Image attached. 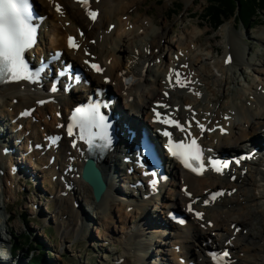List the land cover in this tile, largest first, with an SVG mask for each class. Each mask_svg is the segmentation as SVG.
I'll use <instances>...</instances> for the list:
<instances>
[{
	"label": "bare ground",
	"instance_id": "bare-ground-1",
	"mask_svg": "<svg viewBox=\"0 0 264 264\" xmlns=\"http://www.w3.org/2000/svg\"><path fill=\"white\" fill-rule=\"evenodd\" d=\"M36 1L40 11L47 15L41 30L46 33L45 35H49L48 28L51 31L49 41L44 35L40 34V43L47 44L48 50L63 48V57L72 59L80 67H83L82 59L99 62L102 65V74L90 73L91 78L96 79L98 82H101L105 76L111 79L109 91L117 95L123 104L121 108L115 104L117 108L127 109L128 113H132L137 117L141 111L149 115V108L153 107L156 102H164V106L158 108L166 113L172 112L176 116L183 115L189 118L196 117L208 123L211 134L204 136V143L207 146L214 147L219 152H228L233 150L232 147H237L240 150L245 147L250 150L264 141V138H261L262 135H258L261 130H264V48L257 49L255 56L247 59L245 57V47H242L239 40H236L237 38L231 33L233 23H230L228 27L230 39L228 49L224 53L226 58L223 57L224 63L229 69H233L232 67L240 63H246L256 74V78L248 82V75H244L248 84L246 90L243 89L244 87H224L220 95L213 92L215 101L221 96L230 94V102L214 103V100H209L211 105H205L195 98V95L200 97L203 94L202 98H204L207 92L202 87L205 77L203 73L198 72L193 67L194 64L199 65V63H195L196 60L190 57L189 51L191 45L202 46L205 38L209 44L208 48L214 51V48H216L213 41L214 36L205 37L207 29L201 33L205 38L194 31L182 29L179 32L177 41L172 43L170 40L165 39L167 32L165 23L158 28L151 27L149 29L148 22L149 20L154 22L153 19L146 17V11L139 13L141 5L146 0H87V8L78 0ZM56 3L62 7L61 13L54 11ZM90 9L98 11L95 20L89 18L87 14ZM130 11L137 12V16L133 18ZM157 23L160 22L157 21ZM199 24L200 22L196 21L194 25L199 27ZM154 30L157 32L156 37L150 39L149 35ZM72 32L77 33V40L81 44L77 50L68 49L65 46L66 36L74 35ZM243 34L240 32L239 36ZM215 38H217V35ZM254 38L264 45V32ZM161 41H165L164 44L168 45V51L171 47L174 49L167 55L166 53L162 55L163 51L161 49L156 53L155 48L161 47ZM85 51H89V54L84 55ZM228 56H231L230 62H227ZM175 70L179 71L180 75L183 76V80L189 83L179 89H171L169 96L164 98L162 95L164 77L167 73H173ZM241 72L244 73L243 70ZM128 76L135 79L129 85L125 82ZM227 78L229 80V77ZM227 78L224 76L226 84L229 83ZM231 80L236 81V77L233 76ZM39 85V82L19 81L0 87V170L4 169L6 165H8V169L14 166L17 167L16 170L13 169L17 175L26 176L25 161L18 156L19 151L26 152L25 158L32 167L29 166L35 170V173L31 170L33 174L29 172L27 178H22V180L34 182L38 177L41 179V183L47 187L49 193L53 194L58 209L52 216L57 219L58 230L63 240L69 237L70 232L72 234L78 232V237L79 235L84 236V238L87 236L86 231L90 222L87 221L86 213L82 212L81 207L75 204L78 203L80 198V201L84 202L96 215L98 225L95 228L97 234H101V239L109 240L113 237L116 243H120L121 246L115 248V252L118 250L120 254L114 259L119 260L120 257H123V263L130 262L129 252H132L135 248V251L137 249V252L142 251L143 254L133 251V255L137 257L134 264H156L154 261L151 263L150 258L148 260L149 256L146 248H150L157 241V247L154 248L153 253L158 256L154 258V260L158 258V264H166L162 254L165 249L160 247L161 243L166 244V250L171 255L169 264H181L178 259L184 256L195 258V264H213L207 255L202 254L207 247L203 246L201 240H206L207 237L216 234L218 239L213 238L216 245L223 247L224 240L232 242V260L229 264H264L263 145L258 144L256 150V154L261 153L262 155L259 160L255 158L245 162L240 169L231 167L227 176L204 173L203 176L197 177L181 170L175 164L176 176L173 180L165 181V185H163L165 192L160 191L162 186L157 191V196L160 199L156 198L160 200L161 210L154 216L149 215V209L147 207L142 208L141 205L145 203L146 206L151 207L150 209H156L155 203L158 200L149 197L147 200L142 201L138 196L139 193L145 194L147 192V185L135 187L130 193L126 190L119 191L121 193L118 196L113 193V191L117 192L119 190L118 179L122 181L121 187L126 181L134 183L136 180L133 174H126L125 170H122V167L126 169L128 166L120 161L121 156H119L118 151L111 149L108 153L103 154L100 162L106 188L100 200L94 201L91 187L77 176L80 168V150L69 148L66 139L62 141L57 150L51 151L56 155V160L52 164L48 162L50 152L41 155L36 149V151H28V146L31 145L34 148V145L46 133L56 132L59 127L61 128L68 107L74 103V94H80L79 88H75L69 95L56 93L55 102L39 107L36 102L44 97L40 94V90L37 91L35 88ZM258 86H260L259 89ZM184 105H191L192 107L186 111L183 109ZM30 106H36L33 114L34 119H17L15 122L9 123L10 129H13L14 126H20V129L14 132L15 134L10 135V132L8 134V131L4 128L7 122L12 121V118L22 111V108ZM216 125L229 129V134H221L219 129L214 128ZM208 136L209 139L206 138ZM15 138L20 140L16 143ZM123 138L127 142L125 133ZM244 141L248 143L246 144ZM17 144L20 145L19 150L16 151ZM5 146L10 148L6 152L7 156L2 154V149ZM66 151H70V155L75 157L72 165L77 167L76 171L68 170L67 166L70 163ZM244 168L251 173L252 177L250 179L247 178V171L244 175L241 174V169ZM34 174L36 175L35 179H33ZM1 175L0 173V185L2 183ZM231 175L235 176L233 181L229 180ZM225 181L230 182L227 184ZM248 181L253 185V189L258 191V194L243 189V185ZM66 185H69L70 188H66ZM182 185H187L188 191L192 193L191 197H185L180 190ZM217 186L226 190L224 197L219 198L215 203L220 206L219 209L215 210L212 204L202 206L203 214L199 220L191 221L188 237L181 238L177 235L183 229L178 226L174 227L176 234L170 237H164L161 234L164 231L153 226L159 221L167 225L169 220L166 219V213L169 209L172 207L179 208L180 205H184L185 202L194 197L205 198L204 191ZM228 186H230V189H227ZM234 186L237 187V190L239 189L238 193H232ZM3 191V189H0V210L2 209L4 212L7 205L1 199ZM159 191L160 195H158ZM120 194L131 198L127 199ZM118 197L121 200L124 199L125 202L118 200ZM127 206L130 209H127ZM58 218L61 220H58ZM8 220V215L4 219L0 217V242L4 241L2 236L7 230L5 224ZM204 221L207 223L206 226L203 225ZM143 223L149 226L143 227ZM231 223H234L232 228H230ZM114 224L118 225L115 231L112 228ZM257 224L260 226L258 231L251 232L248 230L242 233L248 226L253 229ZM221 225H227L224 232L217 231L215 233V230L222 229ZM237 227H239V230L235 231ZM112 231L114 232L112 233ZM148 232L151 234L150 240H147ZM220 236H223V240L219 238ZM153 237L155 238L153 239ZM156 238H162L164 241L156 240ZM138 239H140V242L137 248L135 244H137ZM188 239H191V242L185 245V250L183 248H180V251L175 250L176 245L182 246L184 245L183 242ZM0 247H3V245H0ZM106 248L109 249V247ZM109 251L113 253L110 249ZM235 251H238L239 254L234 255ZM1 256L3 255L0 254V264H13L11 256L5 255L3 258ZM18 261L16 264H19Z\"/></svg>",
	"mask_w": 264,
	"mask_h": 264
},
{
	"label": "rangeland",
	"instance_id": "rangeland-1",
	"mask_svg": "<svg viewBox=\"0 0 264 264\" xmlns=\"http://www.w3.org/2000/svg\"><path fill=\"white\" fill-rule=\"evenodd\" d=\"M206 6L207 0H146L141 5L139 13L146 11V17L149 19H153L154 22L150 20L148 22L149 29L151 27H153L154 29L158 28L161 24L165 23L167 26L165 39L170 40L172 43L177 41L179 32L182 29L194 31L195 33L200 35H202L201 33L207 29L208 31L205 37L214 36L213 41L214 46L216 47L214 48V51H211L208 48L209 44L203 35V38H205L203 40L204 44L202 46L191 45V50L189 51L190 57L196 60L195 63H199V65L194 64L193 67L198 72L203 73L205 81L203 82L202 87L205 91H207L205 93L204 98H202L204 94L200 97L195 95V98L197 100H200L205 105H211V102H209V100H214V103L230 102L231 100V95L228 94L225 96H221L217 101H215V96L213 95V92H217V94L220 95L223 92L224 87H244L243 89L246 90V88H248V84L244 75H248V82L256 78V74L252 71L251 67L246 65V63H240L237 66L235 65V67H232L233 69H229L228 66L224 63L223 57L224 53L228 49L227 47L230 39L228 27L230 23H233V30H231V33H233L234 36L237 38L236 40H239L240 45L242 47H245V57L247 59H251L253 56H255V52L257 49L264 48V45L254 38L256 35H259L260 33L264 32V11H261V13H259L255 20L257 22H255L256 24L252 25V27L245 28L238 17L236 19L232 17L229 20L223 22L217 28H214L208 21L202 18V11ZM131 12L132 11H130V13ZM137 14V12L131 13L133 18H135ZM157 21H159L160 23L158 24ZM196 21L200 22L199 27H196L194 25ZM64 26L66 25L64 24ZM240 32L244 34L242 36H239ZM72 33L77 37L76 32ZM45 34L46 33L42 31V35L47 36ZM156 34V30H154V32L149 35L150 39L155 38ZM216 35L217 38H215ZM161 43L162 44L160 48H155L156 53H158L161 49V51H163L162 55L165 53L167 55L172 49H174L173 47H171L170 51H168V45L166 46L164 44L165 41H161ZM241 70H243L244 73H242ZM224 76H226V78L229 77V80L227 78V81H229V83L226 84ZM233 76L236 77V81L231 80ZM259 88L260 86H258V89ZM121 106L122 102L120 103V108ZM31 170L35 173V170L30 168V172ZM1 171L2 183L0 185V189L4 190L1 199L6 203L7 208L4 212L2 209L0 210V212H2V216L0 217H2V219H4L7 215L9 217L8 222L5 224L7 230L2 236L4 241L0 242V245L4 246V248L0 247V254L3 255L1 256L2 258L5 255H9L11 256V262L13 264H16L18 259L19 264H29L27 260L28 258H30L31 253L33 251L29 252V246L22 244L25 240L24 236H26L29 239L28 243L32 244L38 252L40 251L39 249H42L44 258L52 264L125 263H123V261L120 263L118 260L114 259L117 255L120 254L118 250L115 252V248L121 246L120 243H116L115 238L113 237L109 240H103L100 237L101 234H97V229L95 227L98 225V220L96 219V215L87 205H85L84 202L82 203L80 201L81 204L79 206L81 207L82 212L84 211V213H86V218L90 222L86 231L87 236L84 238V236L79 235L78 237V232L76 234H72L70 232L69 237L63 240L58 230L56 222L57 219L52 216L58 209V206H56V199L53 194L49 193L47 187L41 183V179H39L38 177L36 178V175L34 174L35 177L33 179L36 178V181H23L22 178L25 179L27 177L20 174L18 179L22 181H19L17 177L13 178L12 175L9 174L8 165H6V167H4V169H2ZM33 172L31 173L33 174ZM246 175L248 179L252 177L249 171H247ZM229 182L230 181H225V183L227 184ZM229 187L230 186H228L227 189H230ZM233 188H236L235 193L239 192V189L237 190L236 186H234ZM253 188V185L251 184V182L249 183V181L248 183L243 185L244 190H250L255 194H258V191ZM124 197H126L127 199L131 198L126 195H124ZM79 200L80 198L78 199V202ZM118 200L121 199H119L118 197ZM153 200L158 199L154 198ZM121 201L125 202L124 199ZM159 202L160 200L155 203L156 209H150L152 214L159 213V211L161 210ZM213 207L215 210H218L220 206L215 205ZM86 209H88L89 211L87 212ZM162 217H164V215H162ZM63 219H65V217H63ZM58 220L61 219L58 218ZM205 224L207 223L204 221L203 225ZM233 224L234 223L230 224V228L233 227ZM117 226L118 225L115 224L112 225L114 231L115 229H117ZM226 227L227 225H221L222 229L215 230V233H217V231H220V233L224 232V229ZM258 229H260V226L258 224L255 225L253 229L248 226L242 231V233H245L248 230L251 232H255L258 231ZM114 231H112V233ZM150 237L151 234L150 232H148L147 240H150ZM210 237L213 240L215 236ZM154 238L155 237H153V239ZM14 239L17 240L18 243L20 242L18 245L22 244V247L20 249L16 248L14 250L15 253L12 254V252L10 251ZM157 239L160 240L161 238H156V240ZM216 239H218V235ZM161 241L163 242L164 240L161 239ZM201 241L203 242V240ZM139 242L140 239H138L137 244L135 245H138ZM100 244L103 245L101 246ZM163 244L164 243H161L160 247L167 249L165 245L163 246ZM106 247H109V249L113 253L115 252V254L111 253L109 249L107 250ZM155 247H157V241L154 245H151L150 248H146V251L148 252L149 256L148 260L150 258L151 263L154 261L156 262V264H158V258L154 260V258L158 257L155 253H153ZM4 253L7 254L4 255ZM238 254V251L234 252V255ZM129 255L130 262L125 264H134V262H136L134 260H136L137 257H135L136 259L133 258V253L131 251L129 252ZM141 257L143 256L141 255ZM169 258H171V256H169Z\"/></svg>",
	"mask_w": 264,
	"mask_h": 264
},
{
	"label": "snow or ice",
	"instance_id": "snow-or-ice-1",
	"mask_svg": "<svg viewBox=\"0 0 264 264\" xmlns=\"http://www.w3.org/2000/svg\"><path fill=\"white\" fill-rule=\"evenodd\" d=\"M78 2L84 6L87 5V0H78ZM56 10L60 11L59 5H56ZM87 14L89 18L95 19V12H88ZM32 21L33 14L30 11L29 0H0V78L8 81H32L38 78L39 73L29 71L28 64L25 62V53L33 46L37 31ZM68 47H78L71 36L68 37ZM85 63L87 64L88 62L85 61ZM90 67L94 71H100L95 64L90 65ZM175 76L177 85L183 87L184 84L180 80L179 73L176 72ZM51 91H56L54 84ZM106 106L103 105V107ZM101 107L102 105L99 103L76 107L70 117L72 123L67 129L68 135H72L73 127H76L79 129L80 139L90 145L93 140L97 139L103 141L105 145L110 143L105 116L100 112ZM27 114L21 113V115ZM156 116L159 117L160 114L156 113ZM158 122L174 126L181 132L186 131L180 122L171 120L167 116ZM197 126L201 128V131L204 130L202 126ZM161 134L168 137V143L165 147L170 155L179 159L185 168H189L197 175L202 173L205 166L201 159L200 148L195 139H192L190 143L174 142L168 131H164ZM187 135L190 136L191 133H187ZM208 163L211 165L212 170L216 172H220L222 167H227V162L209 160ZM150 183L154 186L156 183L155 179L151 180ZM222 194V192L212 193L211 198L215 199ZM204 203L207 204L208 201L205 200ZM188 211H192L191 206L188 207ZM195 215L198 219L201 217L200 213H195ZM183 222V220L180 221V223ZM210 255L215 264H221L228 253H210Z\"/></svg>",
	"mask_w": 264,
	"mask_h": 264
},
{
	"label": "trees",
	"instance_id": "trees-1",
	"mask_svg": "<svg viewBox=\"0 0 264 264\" xmlns=\"http://www.w3.org/2000/svg\"><path fill=\"white\" fill-rule=\"evenodd\" d=\"M261 11H264V0H207V6L202 11V18L212 27L217 28L226 20L238 17L244 27L249 28L256 24L255 20ZM24 238L22 244L29 246V252L33 251L27 260L29 264H52L44 258L42 249H39V252L36 251V248L28 243L29 239L26 236ZM19 243L14 239L12 254L15 253L16 248L22 247V244L18 245Z\"/></svg>",
	"mask_w": 264,
	"mask_h": 264
},
{
	"label": "water",
	"instance_id": "water-1",
	"mask_svg": "<svg viewBox=\"0 0 264 264\" xmlns=\"http://www.w3.org/2000/svg\"><path fill=\"white\" fill-rule=\"evenodd\" d=\"M82 177L91 186L94 200L99 201L106 185L101 174L93 167L92 160L84 165Z\"/></svg>",
	"mask_w": 264,
	"mask_h": 264
}]
</instances>
